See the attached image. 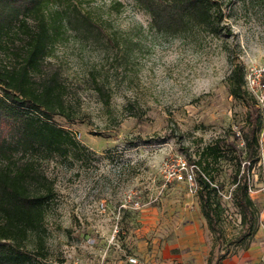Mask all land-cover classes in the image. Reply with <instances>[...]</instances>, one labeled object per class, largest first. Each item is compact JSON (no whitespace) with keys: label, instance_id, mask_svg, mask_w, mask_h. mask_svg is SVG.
I'll list each match as a JSON object with an SVG mask.
<instances>
[{"label":"rangeland","instance_id":"1","mask_svg":"<svg viewBox=\"0 0 264 264\" xmlns=\"http://www.w3.org/2000/svg\"><path fill=\"white\" fill-rule=\"evenodd\" d=\"M74 3L96 23L93 32L68 25L45 67L61 74L75 113L71 121L54 120L91 152L79 162L43 163L56 196L45 218L46 256L27 264H128L129 256L135 264H190V251L200 246L208 256L213 234L195 191L166 177L243 123L245 107L227 91L230 65L222 39L156 31L132 0ZM223 13L234 59L244 71L264 64V0H229ZM97 83H103L108 104ZM262 117L259 161L248 181L258 227L248 247L232 248L223 264H264ZM232 171L227 161L217 166L227 237L239 228L229 198ZM130 190L139 198L136 209L126 199Z\"/></svg>","mask_w":264,"mask_h":264},{"label":"trees","instance_id":"2","mask_svg":"<svg viewBox=\"0 0 264 264\" xmlns=\"http://www.w3.org/2000/svg\"><path fill=\"white\" fill-rule=\"evenodd\" d=\"M132 1L156 31L205 32L220 37L227 52V91L245 107L243 123L230 135L204 145L190 162L199 208L213 234L206 262L223 264L232 248L248 247L258 227L248 181L259 161L263 124L254 97L243 86V64L231 55L226 41L231 32L223 23V10L229 0ZM68 25L91 33L96 23L78 10L74 0H0V264H27L46 256L45 218L56 191L43 163L55 158L79 162L91 152L54 120L59 116L71 121L75 116L61 74L45 67ZM96 89L108 104L103 83ZM221 161L233 167L229 198L239 217V228L229 237L221 227L224 208L217 181Z\"/></svg>","mask_w":264,"mask_h":264},{"label":"built area","instance_id":"3","mask_svg":"<svg viewBox=\"0 0 264 264\" xmlns=\"http://www.w3.org/2000/svg\"><path fill=\"white\" fill-rule=\"evenodd\" d=\"M244 88L247 90L249 94H251L261 112L264 114V64L252 66L246 71H244ZM193 165H186L185 162L182 161L180 169L171 171L166 180H174V181H185L190 186V191L196 190V185L193 179ZM126 199L130 203L131 207L136 209L140 206L139 198L136 196V193L132 190L128 191L126 194ZM101 208L104 209V205L100 204ZM127 260L131 264H135L137 262L134 256L127 257Z\"/></svg>","mask_w":264,"mask_h":264},{"label":"crops","instance_id":"4","mask_svg":"<svg viewBox=\"0 0 264 264\" xmlns=\"http://www.w3.org/2000/svg\"><path fill=\"white\" fill-rule=\"evenodd\" d=\"M180 236H182V235H180ZM199 236L196 237V238H198V240H197L198 246H199V244H201V242L199 241L200 240ZM180 239L182 240L183 236L180 237ZM190 252H191L190 253V257H189L190 258V264H207V262H206V256H207L206 247L200 246V247H198L196 249H192ZM185 256L186 255H184L183 258H186ZM183 261H184V263H182V264H186L185 260H183Z\"/></svg>","mask_w":264,"mask_h":264}]
</instances>
